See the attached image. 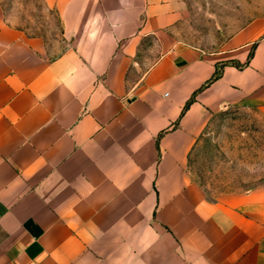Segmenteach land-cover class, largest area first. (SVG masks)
<instances>
[{"label":"crops","instance_id":"1","mask_svg":"<svg viewBox=\"0 0 264 264\" xmlns=\"http://www.w3.org/2000/svg\"><path fill=\"white\" fill-rule=\"evenodd\" d=\"M44 2L57 53L0 2V264H264V184L188 169L215 112L264 115V18L206 51L174 0Z\"/></svg>","mask_w":264,"mask_h":264},{"label":"rangeland","instance_id":"2","mask_svg":"<svg viewBox=\"0 0 264 264\" xmlns=\"http://www.w3.org/2000/svg\"><path fill=\"white\" fill-rule=\"evenodd\" d=\"M179 19L172 34L206 51L222 48L236 31L264 18V0H174ZM7 19L44 37L52 53L65 45L63 26L44 0H0ZM189 171L211 199L264 184V115L252 105L218 110L190 155Z\"/></svg>","mask_w":264,"mask_h":264}]
</instances>
